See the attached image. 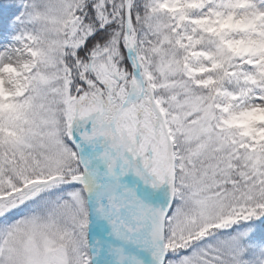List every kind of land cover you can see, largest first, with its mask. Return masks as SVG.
Here are the masks:
<instances>
[{
	"label": "rangeland",
	"instance_id": "1",
	"mask_svg": "<svg viewBox=\"0 0 264 264\" xmlns=\"http://www.w3.org/2000/svg\"><path fill=\"white\" fill-rule=\"evenodd\" d=\"M107 2L115 7L104 9ZM199 2L202 4L197 5ZM82 5L83 0H6L0 3V96L20 97L28 92L27 75L38 65L37 55L44 64L37 87L46 89V98L35 100L37 111L32 112L34 122L29 129L21 135L9 134L4 127L0 129V264H60L54 256L63 259L61 264H82V239H78V234L83 235L85 225L84 190L79 185L80 174L76 179H68L74 154L73 148L60 135L61 112L59 102L53 97L58 98L61 87L59 78L55 77L57 69L55 73L52 70L68 45L67 36L73 34L66 35L65 31L76 29L82 20V16H76ZM183 6L199 7L186 20L200 25V29L212 32L228 28L234 35L223 45L194 51L179 66L167 61L160 63L156 68L157 77L151 82L153 88L156 82L165 87L164 91L179 90L182 87L180 78L195 87L208 85L211 82L209 74L203 79L197 78L205 73V61L222 58L228 50H234L252 65L260 62L261 75L255 80L264 79V0H132V19L140 10L171 11ZM17 7L20 12L10 18L11 10ZM95 10L105 23L115 22V27L108 30L104 43L90 49V61L78 59L87 88L75 99L79 109L69 123L78 151L83 150L84 166L96 160L91 147L94 134L100 124L109 122L113 110L124 100L121 89L126 86V95L130 78L126 80L125 77L131 71L124 66L125 55L123 58L120 50L121 44L123 46L120 42H123V0H97ZM3 26L10 35L3 32ZM89 32L87 27L82 35ZM31 34H38L40 38L33 43ZM78 38L79 34L74 37L76 41L72 40L74 48L81 42ZM163 40L157 34L145 35L142 40L137 39L136 45L149 44L156 53L164 51ZM257 87L246 90L242 98L228 92L221 108L222 104L214 108L200 97L182 102L178 94L170 100L171 111L177 114V125L182 128L181 134L176 136L180 145L176 147L179 156L174 157L178 166L173 171L178 192L175 191L176 199L164 220L166 248L161 264H234L237 261L240 251L236 247L242 237L250 233L249 228L234 229L228 235H211L205 243L199 242V237L213 225L221 228L222 222L226 225L232 216L239 217V210L246 208L244 205L251 207L259 193L260 196L264 194V186L259 184L264 171L261 175L251 173L252 182L247 185L250 170L257 172L259 166L264 170V154L255 146L264 140L248 138L249 131L264 125V83ZM38 94L45 96L41 90ZM70 98L65 94V111L71 110ZM138 106L142 113V124L134 129L138 140L127 143L119 137L125 151L123 164L130 172L134 171L132 167L138 166L139 160L142 164L151 160L152 152L146 146L150 137L148 128L157 123V114L149 98ZM158 110L167 132L165 116L159 107ZM90 130L93 132L88 137L85 133ZM117 131L119 135L118 128ZM105 142L104 136L98 140L103 153ZM247 167L250 168L248 172ZM151 176L152 173L139 180L151 185ZM235 179L237 182L230 185ZM136 182L128 192V199L134 196L136 201L128 210L133 216L141 213V208L148 210L153 205L152 194L140 191L142 184ZM68 183L76 186L71 189ZM115 183L118 184V178L114 179ZM113 190L119 200L124 196V192ZM128 205L129 201L126 207ZM128 223L138 231L137 219L135 222L128 220ZM147 238L135 236L139 241ZM119 240L124 242L123 238ZM177 252L179 257L169 256Z\"/></svg>",
	"mask_w": 264,
	"mask_h": 264
},
{
	"label": "trees",
	"instance_id": "2",
	"mask_svg": "<svg viewBox=\"0 0 264 264\" xmlns=\"http://www.w3.org/2000/svg\"><path fill=\"white\" fill-rule=\"evenodd\" d=\"M2 1L6 0H0V3ZM96 1L97 0H83V5L76 15L78 17L82 16V20L76 26V29L71 28L65 31L66 35L70 32H73V34L67 36L68 45L64 47L63 55H60L57 58L58 64L52 69L54 73L55 69H57L55 77L59 78V86L61 87L58 90V98L53 97L54 100L59 102L58 104L61 112L60 135L62 139H65L73 148L74 154L71 173L68 174L69 181L73 180L81 172L77 157V148L72 141L74 135L73 127L71 126V122L69 123V120L73 118L75 111L79 109L74 103L75 99L82 96L83 90L87 88L84 74L78 66V59L82 58L86 61H90V49L104 43L108 37V30L115 27V22L105 23L104 19L99 16L97 10H95ZM145 1L147 0H144V2ZM201 4L202 2H199L197 5ZM107 7L112 9L115 6L113 3H108L107 6H104V9ZM198 8V6H183L179 10L171 11L140 10L139 14H134L135 17L133 16L136 39L142 40L143 36L145 37L146 35V37H149V35L152 34H157L159 39L164 38L162 41L163 47L165 46L164 51H158L155 53L156 49L154 47L151 48L149 44H145L143 47H140V45L137 47V55L141 62L147 84L153 92L154 101L165 116L167 128L173 143L175 157L179 156L176 147L180 144L178 141L176 142V136L177 134H181L180 127L182 128V126L180 125L181 122H179L180 126L177 125L178 121L175 117L177 114L171 111L169 103L172 98L174 99L175 96L179 94L180 100L186 102L189 98L200 97L205 103L210 102L214 108H218L223 104V97L227 92L231 91L242 98L246 90L252 87L258 88L257 85H259V83H264V79L258 81L255 80V77L261 75V71H258L261 65H249L233 50H228L222 58L215 57L205 61V73L199 74L197 78L203 79L205 74H209L211 76V82L208 85L195 87L189 81L180 78L182 87H180L179 90L174 89L172 92L164 91L165 87L163 88L156 82L153 83V88L151 82H153L154 77H157L156 68L160 63L167 61L170 62V64L179 66L182 62L186 61L192 51L196 49H211L212 47L223 45L228 39L233 37L234 32L227 28H219L210 32L200 29V25L187 21V16L197 11ZM11 12L10 18L16 16V14L20 12V8L17 7L16 9H12ZM87 27L90 29V32L86 33V35H82L84 29ZM77 30L80 32H77ZM3 32H7L6 26H3ZM93 33H95V35ZM7 34L10 35L9 32H7ZM77 34H79L81 42L76 48H74L72 40L76 41L74 37ZM21 36L24 37V34H21ZM30 37L34 38L33 43L40 38L38 34H31ZM120 42L123 43L122 40ZM120 50L124 58L125 54L122 44ZM36 58L38 65L27 75L28 92L20 97L13 96L2 98L0 96L1 131L4 127L5 131L9 134L11 133L13 135L17 133V135H21L24 131L29 129V125L34 122L32 112L37 111L35 100L38 101L41 99L42 101L46 98V89H39L37 87V79L39 78V74L44 72V64L40 56L37 55ZM123 63L124 66H127V68L129 67L125 58ZM130 73L131 71L127 72V76L125 77L126 80L130 78ZM50 74L51 73H48V76L53 78V75ZM64 84L66 86H64ZM99 84L101 86V83ZM103 87L101 86V88ZM39 90L44 91L45 96L39 95ZM125 93L126 86L124 85V88L121 89L122 97L125 96ZM182 93L185 97H183ZM186 93L192 94V97H189ZM65 94L71 97L70 101L72 102V107L70 111H65L63 109ZM200 94L201 96H199ZM248 138L264 140V125L258 126L254 132H250ZM255 146L264 154V141L261 143H255ZM176 166L178 165L175 163V167ZM248 170H250V168L246 169L247 172ZM261 171L264 170H261L260 166L257 172L254 170L251 172L250 170L249 177L246 172L248 179L247 185H250L252 182V174L261 175ZM242 173H240L241 176ZM255 178L258 179L256 176ZM259 181V184L264 186V176L261 175ZM236 182L237 180L235 179L230 182V185H233ZM73 186H76L75 183L69 184L71 189H73ZM227 186H229V184ZM177 187L178 184L175 183L176 193L178 192ZM260 195L261 193H259L258 199L253 202L251 207L244 205L246 208L239 210V217L233 218L232 216L229 223L226 225L223 222L222 225L218 224L221 228L215 227V225L209 228L206 231V234L199 237V242L205 243L207 238L211 235L214 237L222 233L228 235L231 234L234 229L249 228L250 233L242 237V240L236 247L239 249L240 255L234 264H264V194L263 196ZM80 238L82 239V264H89L85 229L83 230V235L78 234V239ZM179 255L180 254H178V257Z\"/></svg>",
	"mask_w": 264,
	"mask_h": 264
},
{
	"label": "bare ground",
	"instance_id": "3",
	"mask_svg": "<svg viewBox=\"0 0 264 264\" xmlns=\"http://www.w3.org/2000/svg\"><path fill=\"white\" fill-rule=\"evenodd\" d=\"M132 40H133V35H132ZM134 62L135 61L133 59V65H135V67H136V64ZM140 92L141 91L139 90V87H138L137 76L133 75V78L131 80L130 89H129V92H128V99H129L130 102L125 104L124 106H122L120 108L119 114L117 116V120L118 121H117V124H116V131H117V128H118V130L120 132V134H119L120 136L119 137H123L124 139H126L127 143H129L133 139L138 140V138H139V137L135 136V134H134L135 130L134 129L137 127V125H141L142 124V122H141L142 113L139 110L138 104L134 103L133 100H135L140 95ZM117 133H118V131H117ZM102 136L105 137V141H106L105 142L106 145H105V148H104L105 153H103L101 151V147L96 145V148L99 149L98 153L100 154L99 155L100 161H99L98 167H100V169L104 168L105 161H111V164L109 165V167L106 170H103L102 172L99 173L100 176H98V178H97V181L99 183H97V186H101L102 184L103 185H107L108 188L112 190L113 187H115L113 185V182H114L113 181V177L114 176L116 178H118V184H117L118 187H121L122 184L126 180H130V182L132 184H133V182H136V180H137L139 182V183L136 182L137 184H142V186L139 188V190L140 191L141 190L142 191H148L154 197V194H155V185H154V183H151V185H152L151 186L148 183L141 182V180H139V179H144L150 173H152V174L153 173H157L155 171V169L158 170V168L156 166H151V167L148 166L146 168V171H145V169H143V164L146 165L147 164L146 163L147 160H145V162L143 164L141 163L140 165H139V163H140V160H139L137 162V164H138L139 168H141V169L137 168L138 166L137 167L134 166V167H132L134 171L130 172V171L127 170V168L123 164L124 160H121V165L119 167L120 168L119 172H117L113 177H111L110 175L115 170L116 165L119 164L120 146L118 145L117 141H115V137L113 136V134L111 135L110 127H109V124L107 122H104L103 125L100 124V126L98 127L97 135H96V142H98V140L100 138H102ZM146 146H149V149L151 150V152H153L154 149H155V140H154V138L152 139L151 137H149L148 140L146 141ZM131 147H133V146H131ZM102 150H103V148H102ZM98 167H97V169H98ZM115 188H117V187H115ZM166 191H170V190L166 189ZM107 199L111 200V198H107ZM150 200H151V198H150ZM146 203H148V201H146ZM130 204L132 205L133 202L130 201ZM131 205H129V206H131ZM171 206H172V204L169 205L166 213L164 214V220H166L165 218H166ZM128 213L123 214V216L125 218H127L129 221L131 219L135 220L134 216L131 213L130 214H128ZM146 213L147 212H145V214ZM160 213L162 215L163 211L162 212L160 211ZM157 215H158V213H157ZM145 224L153 226V225H157L158 223L154 222V220L153 221H144L142 223L138 222V226H139L138 228H140V230H142V232L144 231ZM163 225H164V221H163ZM152 239H154L153 236H152ZM136 242H138V240H136ZM94 243L96 245L95 241H94ZM107 243H108V249L111 252V254L115 253L116 250H119V253H122V249L120 248V244L118 243V239L110 237V238L107 239ZM132 243H135V241L133 240ZM151 247L152 248H151V253L149 254V263L148 264H161L163 262V260H164V257H165L164 252H165V248H166L165 247V243L163 241V234H162L161 244H160V242L151 243ZM160 247H162V250L160 252V256L158 257L157 252L159 251ZM178 249H179V246L177 247V251H178ZM169 251L171 252L173 250L169 249ZM169 253H168V255H169ZM171 253H173V252H171ZM102 254L104 255L105 252H103ZM116 254L118 255V252ZM136 254H137V251L134 252V259H138L136 257ZM126 256H127V254L123 253V254H121L120 257L124 261L123 257H126ZM169 256H175V258H177L178 254L175 253V254H172V255H169ZM111 257H113V254L111 255ZM131 257H132V255H131ZM123 264H127V262H125Z\"/></svg>",
	"mask_w": 264,
	"mask_h": 264
},
{
	"label": "water",
	"instance_id": "4",
	"mask_svg": "<svg viewBox=\"0 0 264 264\" xmlns=\"http://www.w3.org/2000/svg\"><path fill=\"white\" fill-rule=\"evenodd\" d=\"M131 6H132V0H123V41H124L125 55L131 67L132 76L133 75L137 76L138 87H139V90L141 91L140 95L133 101L134 103L139 102L140 100L144 98L145 95L148 96L152 101V97L145 85L142 72L140 71L139 62L137 61V58H136V43L134 42V40H132L131 34L133 31V25H132ZM133 59L135 61L134 63L136 64V67L135 65H133ZM129 102H130L129 99L126 98L123 104L113 112L112 117H111V122H110V128L113 134H115V119L117 117V114L120 108ZM152 107L157 114L158 123L156 127L158 128L161 127V131H162L161 132L162 135H161V134H158L159 132L157 129L154 131L150 130V134L154 136V138L157 137L159 148H158V152L156 153L155 159H157L158 161V167L162 168V174L164 176V184H159L157 186L156 193H155V200H154V207L156 208L158 212V219H159L157 222L158 223L157 226H158V230L160 234L158 238V242H160L161 244L162 234H163L164 214L166 213L169 205L171 204V194L173 191V172H172L173 158H172L170 140H169L168 135L166 134L167 132H166L161 114L159 113V111L157 110L153 102H152ZM163 141L165 143V147H164ZM160 151L163 152L162 156L159 153ZM122 155H123V152H122ZM161 159L164 161L166 166H164V164L161 163ZM166 189H169L170 191H166ZM114 204L116 206V200H114ZM160 204L162 205V209H161V212L163 211L162 215L159 211ZM114 224L115 226H117V222H114ZM161 250H162V247H160L159 251L157 252L158 257L160 256ZM118 254L121 256V253L118 252ZM57 262L61 264L63 263V260L61 258H57Z\"/></svg>",
	"mask_w": 264,
	"mask_h": 264
}]
</instances>
